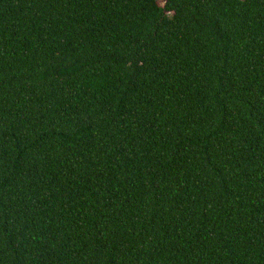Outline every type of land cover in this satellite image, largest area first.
<instances>
[{
  "label": "trees",
  "instance_id": "trees-1",
  "mask_svg": "<svg viewBox=\"0 0 264 264\" xmlns=\"http://www.w3.org/2000/svg\"><path fill=\"white\" fill-rule=\"evenodd\" d=\"M0 264H264V0H0Z\"/></svg>",
  "mask_w": 264,
  "mask_h": 264
}]
</instances>
